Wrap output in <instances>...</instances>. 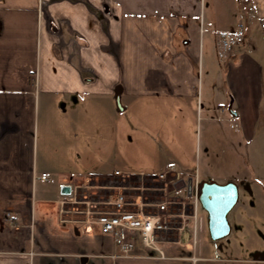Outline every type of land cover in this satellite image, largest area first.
<instances>
[{"label":"crops","instance_id":"crops-1","mask_svg":"<svg viewBox=\"0 0 264 264\" xmlns=\"http://www.w3.org/2000/svg\"><path fill=\"white\" fill-rule=\"evenodd\" d=\"M232 4L227 0H49L39 16V0H0V264L214 261L208 248L196 247L193 232L186 243L163 242L166 259L144 256L151 251L138 237L135 256H117L119 248L110 234L103 233L97 223L83 233L84 214L60 212L58 201L64 184L72 187L77 183L78 198L93 201L94 186L119 190L123 185L111 181L145 174L142 169L120 167L109 172L85 170L80 163V149L83 146V151H88L90 137L93 144L95 140L109 143L117 137L120 119L113 120L111 108L117 85L121 86L120 98L152 97L156 115L151 118L152 128L168 144L175 145L178 130L194 136L197 127L185 108L198 110L195 99L204 67L211 74L215 72L216 78L219 75L204 53V25L214 31L217 43L222 31L237 26L245 29L244 42L230 49L221 74L227 99L231 97L237 112L233 116L239 124L235 136L248 144L245 159L249 172L246 179L238 173V182H224L234 181L238 190L242 187L254 201L253 209L246 213V227L250 224L256 230L264 226V0H232ZM178 31L186 37L184 43H176ZM137 43L153 59L145 73L148 84L138 76V83L129 77L120 79L124 53L130 49L128 56ZM143 72L141 68L136 73ZM215 87L202 98L210 126L214 110L220 108L215 102L224 95L216 83ZM122 105L123 110L127 108ZM219 134L222 137V132ZM90 152L97 155L95 149ZM186 154H172L161 169L179 163L186 177L196 173L197 181L214 180L199 177L195 161ZM66 160L79 163L81 171L59 175L57 169ZM105 161L102 159L95 169ZM116 169L120 175L114 173ZM79 188L85 190L82 197ZM76 205L66 204L64 209L82 208V204ZM93 207L98 208V204ZM228 214L230 233L233 227L240 233L242 222L232 226ZM240 216L234 215L235 219ZM253 218H259L261 225ZM245 251L235 259L264 264V244ZM258 255L261 259H256Z\"/></svg>","mask_w":264,"mask_h":264},{"label":"rangeland","instance_id":"rangeland-1","mask_svg":"<svg viewBox=\"0 0 264 264\" xmlns=\"http://www.w3.org/2000/svg\"><path fill=\"white\" fill-rule=\"evenodd\" d=\"M227 2L229 5H233L232 0H227ZM211 31L212 30L208 26H203L202 37L204 53L206 56H209V59H211L210 62L214 63L219 75L216 78L215 72L211 74L209 70L204 67L198 84V95L195 99L198 102V110H196V108H194V110H189L188 106L185 108L187 111L186 114L189 113V116H192L197 127L194 136L178 130L177 134L180 135H178V139L174 145L171 143L168 144L165 138L158 135L156 130L152 128L151 124V118L156 115L152 108L153 99L150 95H143L140 97L123 95L120 98L121 104L125 103L127 108L121 111L117 109L115 99L111 98L112 115H114L113 120L116 118L120 119L119 124L117 123V137L113 138V141L104 144H99L98 142L101 141L98 140H95V144H93L94 141L91 137L87 140L88 144H90L89 148H86L88 151L85 153L82 146L83 149L81 148V152L79 153L81 156L80 163L86 168L85 170L109 172L110 170H113L114 167H120L131 171L142 169L145 174L157 175L158 172L168 168L164 167V169H161L165 163L170 162L173 157L172 154L176 153L179 155L180 153L185 152L187 153V156L189 155L190 158L195 161L197 172L201 178L210 176L211 179H214L217 182H224V180L228 179H233L238 182V173L242 174L241 176L244 179L247 178L246 176L249 170L246 166L245 158L247 155L248 144L236 138L238 132L235 128L230 127V122L227 120L229 117L227 116V105L231 97L227 99L228 94L224 87V79L221 74L226 61H222L218 57L216 34L214 31L211 33ZM185 39L186 37H184L181 31L175 33L176 43H179V40L181 43H184ZM138 45L139 43H137V47L131 49L128 56L127 53L130 49L124 53L125 57L123 58L122 70L120 73L121 80L123 78H127L128 80L129 77L130 81L132 80L134 81L133 83H138V76L142 79L141 81H144L146 78V70L152 67V56L147 54V52H142L140 50L141 46L139 48ZM141 68H144V72L138 75L136 72ZM144 82L148 84L147 81ZM215 83L217 84L218 89L224 90V95L215 102L219 104L218 106H220V108L214 110V121L210 126L205 120L206 114L202 109V103L204 104L202 98L204 99V95L207 94L206 92L210 91L211 87L216 88ZM47 113L50 114L49 116L54 115L51 112ZM164 115L166 116V114ZM159 118L161 119V117ZM51 121H53V119H51ZM39 129H41V123ZM219 132H222V137ZM112 133L113 136H115L114 130ZM94 149L97 151L96 156L93 155L94 153L90 152V150L94 151ZM102 159H106V161L102 164L100 169H95V166L98 167L101 165ZM178 164L176 163L174 165L181 169L182 165ZM81 165L79 163L76 164L73 160H66L64 164L58 167V174L60 175L62 172L67 175L69 173L79 172L81 171L79 168ZM135 176L136 175L132 174L131 178L126 179L125 181H111L112 184L123 185L119 190L111 187L105 188L94 186L93 189H91V197L94 198L93 201L91 200L93 206L94 204H98V208H106L103 207L106 205L103 200L108 196L111 197L116 192H129L133 194L134 197L136 193L140 192L139 186H137L140 181H138V178ZM95 182L98 183L99 181ZM79 190L81 193L80 196L82 197V193H85V190H83V188H79ZM176 193L182 196H187L185 188L179 189ZM145 198H147V196H145ZM188 198V200H191L193 199V196ZM253 203V199H251L250 196H247V194H244L242 192V187H240L239 199L228 214V218L231 221L232 226L236 221H240V223L242 222L241 232L238 233L235 227H233L229 235L218 240H212L209 237L206 230L207 212L201 207V205H199L196 247H198V249L203 247L208 248L209 254L215 259L214 261L209 262L201 261L198 264H244L245 260L235 259L236 256L238 254H245L246 248L262 246L264 244V226L262 225L256 230H253L252 225L248 224V228L245 225V223L247 224L248 222L246 213L253 209ZM78 205H81V203H78ZM238 213L242 216L235 219ZM244 215L246 216L244 217ZM258 221L259 218H253L254 223L260 224ZM231 247L235 248L233 252ZM195 260L196 258L193 257V261Z\"/></svg>","mask_w":264,"mask_h":264},{"label":"built area","instance_id":"built-area-1","mask_svg":"<svg viewBox=\"0 0 264 264\" xmlns=\"http://www.w3.org/2000/svg\"><path fill=\"white\" fill-rule=\"evenodd\" d=\"M48 3L49 0H39V16ZM244 39L245 30L242 26L222 31L217 45L218 57L225 61L230 49L242 44ZM228 120L230 127L239 129V124L231 116ZM114 173L121 174L118 169ZM136 176L141 183V185L137 184L140 192L134 197L129 192H116L104 201L106 208H94L91 201L78 198L76 194L78 184L75 183L71 187V193L63 195L58 200L59 211H70L73 214L82 212L84 217L80 229L83 233L91 231L93 223L99 224L101 231L110 234L114 244L119 248L117 256H135L133 251L136 237L145 248L151 251L144 256L155 260L168 258L161 246L163 242L186 243L189 241L191 232L195 242L199 214L198 201L194 195L193 199L188 200L190 195L177 194L176 191L179 189L175 187V184L189 177L195 178L197 182V174L186 177L184 171L171 164L157 175H145L140 172ZM45 177V175L41 176V178ZM78 203L82 204L81 209L76 207L64 209L66 204Z\"/></svg>","mask_w":264,"mask_h":264},{"label":"water","instance_id":"water-1","mask_svg":"<svg viewBox=\"0 0 264 264\" xmlns=\"http://www.w3.org/2000/svg\"><path fill=\"white\" fill-rule=\"evenodd\" d=\"M121 86L117 85L114 89V99L118 110H123L120 100ZM227 111L232 116L237 112L232 107V99L228 102ZM176 188L186 187L187 194H192V179L186 182L181 179L175 184ZM63 195L71 192V186L64 184L60 188ZM195 196L201 207L207 212V230L212 240H218L226 237L230 233V224L227 220V214L236 204L239 196L238 185L234 181L219 183L215 180H200L195 185ZM256 259H261L258 255Z\"/></svg>","mask_w":264,"mask_h":264},{"label":"trees","instance_id":"trees-1","mask_svg":"<svg viewBox=\"0 0 264 264\" xmlns=\"http://www.w3.org/2000/svg\"><path fill=\"white\" fill-rule=\"evenodd\" d=\"M104 207V206H103Z\"/></svg>","mask_w":264,"mask_h":264}]
</instances>
